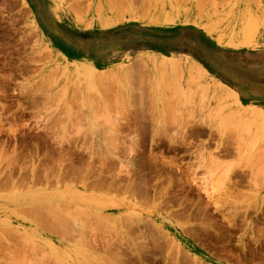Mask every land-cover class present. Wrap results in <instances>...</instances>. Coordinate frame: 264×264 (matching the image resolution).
Segmentation results:
<instances>
[{
    "label": "rangeland",
    "instance_id": "obj_1",
    "mask_svg": "<svg viewBox=\"0 0 264 264\" xmlns=\"http://www.w3.org/2000/svg\"><path fill=\"white\" fill-rule=\"evenodd\" d=\"M263 116L264 0H0V264H264ZM130 123L215 143L123 185Z\"/></svg>",
    "mask_w": 264,
    "mask_h": 264
},
{
    "label": "flooded vegetation",
    "instance_id": "obj_2",
    "mask_svg": "<svg viewBox=\"0 0 264 264\" xmlns=\"http://www.w3.org/2000/svg\"><path fill=\"white\" fill-rule=\"evenodd\" d=\"M133 121L131 119L129 122ZM127 127L128 130L124 135H128H126L129 140L126 144L128 147L123 148L122 154L115 155L114 159V165L117 168L121 165L122 160L129 162L128 168H126L127 172L120 173V177L126 179V181H120L123 185L144 186L152 189L168 185L180 187V181L186 178V171L195 161L194 157L203 141L215 143L214 137L204 128H200L201 131L191 128L188 130L187 136L183 137L184 130L179 126L176 130L170 128V130H166L165 134L155 138L152 137L154 134L148 133V136L144 135L138 142L134 132L137 129L136 125L130 123ZM148 128L149 131H152L151 126ZM178 129H181L180 132H176ZM209 138L212 140L210 141ZM132 149L135 150L132 151ZM125 152L128 159L124 157ZM169 178L170 180H168Z\"/></svg>",
    "mask_w": 264,
    "mask_h": 264
},
{
    "label": "bare ground",
    "instance_id": "obj_3",
    "mask_svg": "<svg viewBox=\"0 0 264 264\" xmlns=\"http://www.w3.org/2000/svg\"><path fill=\"white\" fill-rule=\"evenodd\" d=\"M147 1V0H146ZM77 11V10H76ZM148 11V10H147ZM111 12V11H110ZM119 12V11H118ZM77 13V12H76ZM120 14H122V13H120ZM146 15V14H145ZM251 16V15H250ZM254 25H256V24H254ZM250 41V40H249ZM251 42V41H250ZM191 66V65H190ZM192 67V66H191ZM189 69H191V68H189ZM110 70V69H109ZM160 72H161V70H160ZM98 73H99V71H98ZM195 76V75H194ZM92 78V77H91ZM93 79H94V77H93ZM94 82V81H93ZM97 83V82H96ZM171 108V107H170ZM259 110V109H258ZM170 112V111H169ZM228 113V112H227ZM258 113H260V112H258ZM224 115H226V114H224ZM261 116V115H260ZM264 117V116H263ZM263 117H261V118H263ZM185 121V120H184ZM250 123V122H249ZM181 125V124H180ZM187 125V124H186ZM182 126V125H181ZM186 127V126H185ZM173 135V134H172ZM186 135V134H185ZM181 137V136H180ZM186 137V136H185ZM184 140V139H183ZM205 147V146H204ZM210 154V153H209ZM168 163V162H167ZM169 164V163H168ZM172 164V163H171ZM124 166V165H123ZM125 168H127V167H125ZM128 181V180H127ZM131 181V180H130ZM130 187V186H129ZM161 193V192H160ZM52 204V203H51ZM160 204V203H159ZM182 206V205H181ZM218 207V206H217ZM38 209V208H37ZM56 209H57V207H56ZM61 210V209H60ZM87 211V210H86ZM40 212H38V214H39ZM52 213V212H51ZM83 214V213H82ZM91 216V215H90ZM39 217V216H38ZM42 216H40V218H41ZM121 217V216H120ZM108 219V218H107ZM52 220H55V222H51V221H47V224H48V226H49V224H50V226H51V228L53 227L54 229H60L61 231H64V233H65V235H66V233L68 234V233H71L70 231H69V228L71 227V225H70V227L68 226V224H69V222H67V224H66V219H65V221H64V219H62V217H60V218H54V219H52ZM106 220V219H105ZM75 223V222H74ZM73 224V223H72ZM70 230H71V228H70ZM61 231H60V234H61ZM63 234V233H62ZM64 235V236H65ZM69 235V234H68ZM82 235V234H81ZM84 239V238H83ZM107 240V239H106ZM84 241V240H83ZM87 241V240H86ZM96 243V242H95ZM22 257V256H21ZM22 259V258H21ZM24 261V260H23ZM36 263V262H35ZM64 264H65V262H64Z\"/></svg>",
    "mask_w": 264,
    "mask_h": 264
}]
</instances>
